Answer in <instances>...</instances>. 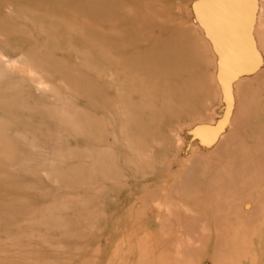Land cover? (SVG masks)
<instances>
[{
    "label": "rangeland",
    "instance_id": "rangeland-1",
    "mask_svg": "<svg viewBox=\"0 0 264 264\" xmlns=\"http://www.w3.org/2000/svg\"><path fill=\"white\" fill-rule=\"evenodd\" d=\"M255 31L264 0H0V264H264Z\"/></svg>",
    "mask_w": 264,
    "mask_h": 264
},
{
    "label": "bare ground",
    "instance_id": "bare-ground-1",
    "mask_svg": "<svg viewBox=\"0 0 264 264\" xmlns=\"http://www.w3.org/2000/svg\"><path fill=\"white\" fill-rule=\"evenodd\" d=\"M224 24V22H222V20L221 21H218V23H217V25H218V29L217 28H215L216 30H218L219 31V27H222V25ZM223 28V27H222ZM221 28V29H222ZM224 29V28H223ZM218 31H217V33H218ZM220 33V32H219ZM261 31L259 32V31H255V35H256V43H257V45H258V47H260L263 51H264V36L262 37V36H260L261 35ZM220 34H223L222 32L220 33ZM227 34V36H228V33H226ZM230 34V33H229ZM238 36V35H237ZM223 37H224V34H223ZM230 37H231V35H230ZM232 39H234L235 38V36L234 35H232V37H231ZM231 38H226L225 37V39H227V40H225L226 42H227V44H226V46L228 47V45H230L231 43H233L232 41V39ZM221 40V39H220ZM232 40V41H231ZM230 41H231V43H230ZM221 42H223V39L221 40ZM219 43H220V41H219ZM223 43H225V42H223ZM222 43V44H223ZM224 45L225 44H223V48H224ZM221 46V45H220ZM219 49H220V47H219ZM245 50V49H244ZM254 50H255V46H254V48L252 49V51L254 52ZM252 51H249L248 49L246 50V54H247V56L249 55L250 57H253V52ZM223 54V53H222ZM228 54V53H227ZM230 54H232V53H230ZM229 56H231V55H229ZM225 59H226V57H225ZM235 57H233V58H231V60L229 61V63H233V61H235ZM229 60V57H228V59H227V61ZM247 61H249V58L247 59ZM251 61H252V59H251ZM232 63H231V67H232ZM255 67H257V66H255ZM257 69V68H256ZM229 79V78H228ZM261 80H263L264 81V71H258L256 74H254V76L252 77V78H246L245 80L244 79H242V80H239L237 83H236V92H238V94H239V97L240 98H237L238 99V101H240L241 103L242 102H244V99L246 100V98H247V95L245 96V93H244V91H242V87L243 86H246V85H249V84H251V83H253V82H259V81H261ZM264 84V83H263ZM242 93H241V92ZM247 93V92H246ZM244 96H245V98H244ZM241 103H238L239 105L241 104ZM237 115H238V113H237ZM235 115L236 116V118L238 119L239 118V116L240 115Z\"/></svg>",
    "mask_w": 264,
    "mask_h": 264
},
{
    "label": "water",
    "instance_id": "water-1",
    "mask_svg": "<svg viewBox=\"0 0 264 264\" xmlns=\"http://www.w3.org/2000/svg\"><path fill=\"white\" fill-rule=\"evenodd\" d=\"M219 6H221V5H219V4H218V5H217V4H206V5H204V7H206V8H215V9H216L217 7H219ZM204 7H203V8H204ZM211 35H212V34H211Z\"/></svg>",
    "mask_w": 264,
    "mask_h": 264
}]
</instances>
